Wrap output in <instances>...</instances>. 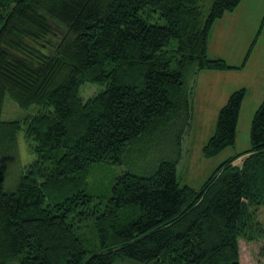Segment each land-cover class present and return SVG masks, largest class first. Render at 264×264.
Returning a JSON list of instances; mask_svg holds the SVG:
<instances>
[{"label": "trees", "instance_id": "trees-1", "mask_svg": "<svg viewBox=\"0 0 264 264\" xmlns=\"http://www.w3.org/2000/svg\"><path fill=\"white\" fill-rule=\"evenodd\" d=\"M241 1L0 0V264H241L240 240L264 263V99L248 151L200 191L177 178L195 77L234 68L209 58V37ZM85 83L104 89L83 100ZM245 95L219 109L207 158L235 145ZM5 96L39 110L2 120ZM158 132L168 158L89 192V177ZM20 133L35 160L14 178Z\"/></svg>", "mask_w": 264, "mask_h": 264}, {"label": "rangeland", "instance_id": "rangeland-1", "mask_svg": "<svg viewBox=\"0 0 264 264\" xmlns=\"http://www.w3.org/2000/svg\"><path fill=\"white\" fill-rule=\"evenodd\" d=\"M210 2V0H206ZM241 7H245V11H241ZM234 12V13H233ZM229 18H225V23L220 27L222 35L218 38L220 41H225L231 45L232 50L229 53V62H235L236 65H240L244 62L246 53L248 52L251 45H253L254 40L257 39L258 42L263 43L264 39V0H242L241 4L234 9V11ZM240 15V16H237ZM233 16L238 23L232 22ZM228 21H231L228 23ZM218 22L213 26L212 31L216 28ZM240 26V29L235 31L234 25ZM212 33V32H211ZM256 40V41H257ZM255 41V42H256ZM216 46L219 45L218 41L214 43ZM257 42L254 43L252 50L250 51V56L246 59L244 66L250 65L244 73L241 82L235 84V81L231 82L229 90L233 93L235 90L246 89L245 101L242 105L241 114L236 127V142L234 146L226 147L221 152L217 153L214 157L207 158L203 154V148L206 145L209 138L214 134V128L217 123V116L219 111L211 113L206 106L203 105L202 100L199 104H194L193 100V87L199 88L200 86L193 82L191 100V118L190 125L184 132L181 141V161L178 164L177 178L179 187L188 186L189 188L200 191L201 187L205 184L206 180L226 163L229 158L235 157L238 153H243L248 151L251 147L250 142V126L253 114L257 111V107L263 101L264 98H260V103H254V99L257 97H252L256 88H259L260 84L264 82V66L258 61V54L253 56L252 62L249 63V59L252 55L254 47ZM215 48V47H214ZM216 49V48H215ZM223 54L224 52L221 51ZM227 56V55H226ZM231 64V63H229ZM245 66V68H246ZM196 78V77H195ZM197 80V78H196ZM195 80V81H196ZM200 80V79H198ZM104 89L103 85H98L94 83H85L81 86L79 94L83 100L90 99V97L96 95V93L101 92ZM230 92V91H229ZM230 93V94H231ZM214 95V93H213ZM4 102L2 106V120H23L25 116L34 115L39 110L37 106H29L25 109L18 107V105L7 96L4 97ZM253 101V102H252ZM227 102V101H226ZM167 134L156 133L151 138L143 139L140 143L136 145V148L128 153V159L124 166H109L105 165V170L97 171L93 176L89 177L90 193L95 194V192L104 191L108 189L112 183V178L118 176L121 172L130 170L135 175H148L153 171L158 163L159 159L168 158L172 145L169 144L168 139H166ZM18 149L19 152L17 158H9L6 163L8 168V174L16 178L20 175V172L25 166L30 164L35 160V155L30 152L29 146L32 145V141L25 140L23 133H20L18 138ZM170 151V152H169ZM11 157V156H10ZM244 157L237 158L233 161L235 165H241ZM239 253L241 264H264L263 261L257 256V246L249 245L243 240L239 241ZM117 264H138L135 262H120Z\"/></svg>", "mask_w": 264, "mask_h": 264}, {"label": "crops", "instance_id": "crops-1", "mask_svg": "<svg viewBox=\"0 0 264 264\" xmlns=\"http://www.w3.org/2000/svg\"><path fill=\"white\" fill-rule=\"evenodd\" d=\"M241 11H245V7H241ZM234 13V12H233ZM231 15H235L232 14V12H230V14H226L224 15L218 22L216 28L212 31L210 37H209V41H208V52L207 54L209 55V58L212 59H223L225 62H228L229 59V53H231L232 47L231 45H229L226 40L225 41H219L218 38L220 37V35H222L221 31H220V27H222V25L226 22L225 18H229ZM237 16H240L237 14ZM237 16H233L232 18V22H236L238 23V21H235ZM231 21H228V23H230ZM235 31L240 29V26H238L237 24L234 25ZM257 39H255L254 41H256ZM215 41H218L219 45L216 46L214 43ZM257 45L254 47V50L252 51V55L249 59V63L252 62V58L254 55L258 54V61H260V64H263L264 66V39H263V43L260 44V42H258V40L256 41ZM255 42V43H256ZM216 49H215V48ZM224 52L223 54L221 53ZM227 55V56H226ZM231 63V64H229ZM228 65H230L231 67H234L233 70H222V71H216V70H211V71H201L200 73H198V75L196 76L197 80L195 81L196 84H198L200 87L199 88H194L193 91V100H194V104L198 106L199 101L202 103L204 106L207 107V109L213 113L216 111H219V109L226 103V101L228 100V96L230 95L232 90H229L228 87H230L231 82H233V80L236 81L238 80L239 84H242L241 79L243 76L245 70H247V68L250 65H245L243 66V68H240L238 65H236L235 62H229ZM243 64V62H242ZM241 64V66H242ZM200 79V80H198ZM263 84H260L259 88H256V91L250 95L252 97H257L256 99H254V103L259 104L260 103V98H264V82H262ZM230 91V92H229ZM214 93V95H213ZM254 95V96H253ZM254 97V98H255ZM245 101V99H244ZM244 101L242 103V105L244 104ZM252 101V102H253ZM242 108V106H241ZM242 110V109H241ZM241 114V111H240ZM239 114V117H240ZM238 117V119H239ZM237 139V138H236ZM236 142V140H235Z\"/></svg>", "mask_w": 264, "mask_h": 264}]
</instances>
